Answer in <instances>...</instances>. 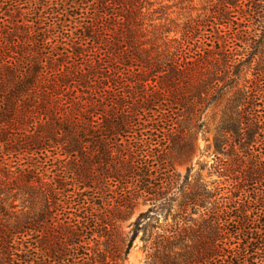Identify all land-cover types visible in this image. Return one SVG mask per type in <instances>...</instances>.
I'll return each instance as SVG.
<instances>
[{"label": "trees", "instance_id": "obj_1", "mask_svg": "<svg viewBox=\"0 0 264 264\" xmlns=\"http://www.w3.org/2000/svg\"><path fill=\"white\" fill-rule=\"evenodd\" d=\"M22 1L0 0V264H127L140 233L153 264H264V0ZM211 110L220 180L182 179Z\"/></svg>", "mask_w": 264, "mask_h": 264}, {"label": "rangeland", "instance_id": "obj_2", "mask_svg": "<svg viewBox=\"0 0 264 264\" xmlns=\"http://www.w3.org/2000/svg\"><path fill=\"white\" fill-rule=\"evenodd\" d=\"M27 1L28 0H23L22 4H25ZM40 1L44 2L45 0ZM82 21H84V19ZM68 27L73 26L68 25ZM216 113L217 111L211 110L205 116L207 128L211 131L209 133H199L193 138L194 150L191 156L188 159H173L172 163L182 179H184L188 173H191V176L200 173L204 181L207 183L218 182L220 180L218 175L210 170L215 152L213 129L219 122V116ZM150 208L151 206L149 203H140L127 220L119 223L118 233L125 241L122 249L123 252L127 249L128 240H130L132 236L134 222L141 213L148 211ZM160 222V225H162V219ZM149 246V242L142 240V233H140L133 242L132 247L128 250L129 252L126 256L127 264H153L149 258L151 254Z\"/></svg>", "mask_w": 264, "mask_h": 264}]
</instances>
